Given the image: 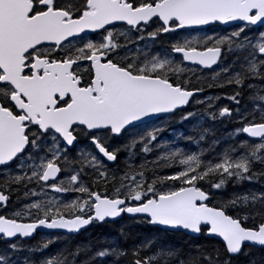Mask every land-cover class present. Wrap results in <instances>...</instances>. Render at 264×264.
I'll return each mask as SVG.
<instances>
[{"label": "snow or ice", "instance_id": "1", "mask_svg": "<svg viewBox=\"0 0 264 264\" xmlns=\"http://www.w3.org/2000/svg\"><path fill=\"white\" fill-rule=\"evenodd\" d=\"M197 68L213 75L193 83ZM177 115L190 144L225 119L233 143L173 147L160 137ZM245 182L261 187L235 190ZM125 217L208 243H23ZM0 244V264H233L264 248V0H0Z\"/></svg>", "mask_w": 264, "mask_h": 264}, {"label": "trees", "instance_id": "2", "mask_svg": "<svg viewBox=\"0 0 264 264\" xmlns=\"http://www.w3.org/2000/svg\"><path fill=\"white\" fill-rule=\"evenodd\" d=\"M178 38L179 37H172V36L162 37L161 41L166 42ZM152 50L153 52L161 51L162 50L161 42H157ZM206 73H207L206 70L201 71L199 68H197L196 75L192 76L193 83L197 82V77H199L200 80H204L205 79L204 75ZM223 90L224 88H205V92L203 93V95L207 93L223 91ZM247 94L248 91L246 90L244 97H246ZM241 103L250 105L251 101L247 100V101H242ZM204 126L213 129L214 135L210 134L208 136L207 141H202L200 142L199 145H196L194 143L190 144L187 140L182 141L181 139L180 142L173 141L168 143L171 144L173 147H180L185 150L198 151L200 148L207 149L208 146L211 144V141L213 139H216L219 141V144L215 149V151L218 153L222 149H224L227 145L233 143V141L228 138V134L232 132L238 125L236 122H230L225 119L223 122L217 121L216 123H213L212 121H206ZM241 137L244 138L243 134H241ZM153 155L154 153L150 154L148 158L151 159ZM205 155L207 156L208 153L206 152ZM121 159H124L123 154L121 156ZM136 162L139 163V158L137 159ZM254 185L258 186L259 189L261 187L260 184H254ZM228 195H229L228 193H225L226 197ZM121 225H124V230L129 234V239L127 241H124L119 234ZM51 235H56V233L39 232L36 233L32 239L26 240L23 243L24 245H27V247L32 245L42 244L47 242L49 240V238L47 239V236L49 237ZM146 237L147 238L158 237V243L171 244L173 247L182 250V254H187L189 251H192L194 254L195 253L193 247L194 245L208 243L203 238L190 237L184 234H176V235L169 234L167 236H164L162 233L157 232V230L152 226L139 224L134 220L125 217L123 220H117L116 223L91 224L87 229H85L84 231L78 234L69 235V236L67 235L64 238H60L59 240L56 239L54 243L50 244L47 252L55 253L58 249H64L66 246L74 247L77 244L91 245L93 249L103 248V247H108L109 245L107 242L112 241L113 239H115V241L119 243L121 246H128L133 243V238H135L136 242H139V240H143ZM0 247H3V245L0 244ZM245 251L248 252L249 254L248 255L241 254L238 257H234L233 264H250V261L253 260L256 261L257 264H264V248L251 247V248H246ZM28 255L29 253H27L26 257ZM40 256H41L40 252H36L33 254V259L39 261ZM15 258L16 257H14V259ZM83 258L84 257H81V259ZM95 264H101V262L96 261ZM103 264H112L111 257L106 258L103 261Z\"/></svg>", "mask_w": 264, "mask_h": 264}, {"label": "rangeland", "instance_id": "3", "mask_svg": "<svg viewBox=\"0 0 264 264\" xmlns=\"http://www.w3.org/2000/svg\"><path fill=\"white\" fill-rule=\"evenodd\" d=\"M203 35V33H196V32H193L191 34H188V33H181L180 37H183V36H187L189 39H192L194 37L196 38H199ZM178 38V39H179ZM122 41V40H121ZM123 42V41H122ZM191 75V74H190ZM213 75L212 71L209 70L207 71V73L204 75V77H211ZM193 79V78H192ZM229 92V89L227 88H224L223 91H217V92H212V93H207L205 95H201L199 98L200 99H204L206 96H214V95H221L223 96L225 93H228ZM249 100L248 99V94L246 97H244V99L242 101H247ZM241 101V102H242ZM217 103H219L221 106L223 105H228L229 107H234V105L226 100V99H221L220 101H218ZM244 105V104H242ZM249 107H251V103L250 105H248ZM157 124H159L160 122L157 121L156 122ZM191 124L188 123V122H184V123H181L180 120H179V115L175 116V117H172L170 120H169V123L167 125H165V131H163L161 133V137L160 139L162 141H166V142H173V141H178L180 142V139L183 141V140H186V139H183L181 138L180 134L182 133L183 134V137H187L189 135H192V132L190 131L191 129ZM244 185V187H243ZM241 187L235 189L236 191H248L249 189H253V190H259L258 186H255L254 184H249L247 182H245ZM233 191V188L232 186L230 185L227 192L229 195L231 194V192ZM224 198H226L225 194H224ZM60 235L61 238H64L66 237L67 235H64V234H61V233H56V235H51V236H47V239L49 238V240H52V241H55L57 239V235ZM69 236V235H68ZM26 248H27V245H24ZM56 246V245H55ZM28 252L26 251H22V252H19L16 254V257H19L21 258V260L23 261V259L26 257ZM51 253V252H50Z\"/></svg>", "mask_w": 264, "mask_h": 264}, {"label": "water", "instance_id": "4", "mask_svg": "<svg viewBox=\"0 0 264 264\" xmlns=\"http://www.w3.org/2000/svg\"><path fill=\"white\" fill-rule=\"evenodd\" d=\"M206 71H209V70H206ZM243 136L245 137L246 134H243ZM90 225H91V224H90ZM90 225L85 226V228L81 229L80 232H82V231H84L85 229H87ZM39 232H45V233H61V234H64V235H65L64 230L38 229L36 233H39ZM80 232H79V233H80ZM36 233H35V234H36ZM35 234H34V236H35ZM75 234H78V233H72V234H67V235H75ZM34 236H33V237H34ZM33 237H31V238H27V239H25L24 241L29 240V239H32ZM192 237H194V236H192ZM253 247H255V248H262V247H259V246H253Z\"/></svg>", "mask_w": 264, "mask_h": 264}]
</instances>
